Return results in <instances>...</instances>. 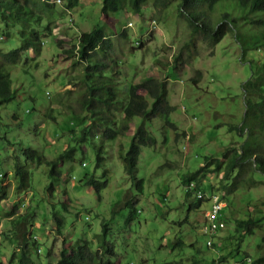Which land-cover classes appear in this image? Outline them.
<instances>
[{
	"label": "rangeland",
	"instance_id": "obj_1",
	"mask_svg": "<svg viewBox=\"0 0 264 264\" xmlns=\"http://www.w3.org/2000/svg\"><path fill=\"white\" fill-rule=\"evenodd\" d=\"M52 1L57 11L52 34L44 33L46 18L39 27L41 54L35 56L32 50L23 53L12 71L17 95L0 106V187L4 186L7 194L0 201V263L18 264L19 249L27 245L34 264H56L64 239L74 245L79 238H86L94 250L105 242L113 245L112 259L118 264H190L194 259L198 264H209L221 256L224 260L220 264H264V174L253 171L258 182L253 186L244 183L233 193L221 189L222 171L208 174L201 183L196 182L205 195L197 208H190V202L197 198L194 193L188 197L182 183L207 156H220L226 147L245 140V134L230 131L229 126L243 124L244 84L258 64L264 63L262 27L243 24L241 31L248 32L250 44L243 54L234 30L215 45L204 41L202 33H194L179 6L181 0H173L164 10L151 1L141 14L127 7L107 20L102 15L103 0H80L70 12L65 10L67 0ZM225 6L203 7L212 27L226 12L239 15L237 9ZM258 18L264 19V12L258 13ZM98 24L104 25L113 45L109 53L96 54L105 66L93 77L109 81L118 90L119 103L110 110L100 101L94 107L105 114L115 113L113 118L122 125L131 115L124 111L130 86L151 76L167 81L168 101L175 107L168 116L146 124L157 144L143 147L138 160L137 176L144 181L142 193L132 185L123 160L142 119L130 116L132 129L126 136L104 138L106 124L93 117L83 102L88 84L86 63L78 54L65 51ZM18 29L7 28L0 16V50L20 45ZM59 40L64 41L62 46ZM198 70L201 76L195 82ZM167 118L176 128L165 124ZM94 120L99 125L81 140ZM67 146L77 148L75 158L60 165V180L50 192L49 168L26 161L24 150L33 148L53 159ZM99 146H103L105 156L101 167L96 166ZM16 162L30 172L27 190L16 188ZM91 176L108 180L100 193L87 185ZM129 192L137 199L130 222V209L125 206ZM216 196L218 203H224L226 228L216 224L217 235L211 236L204 228ZM64 202L69 203L68 210ZM54 208L65 220L62 234L56 231ZM249 219L257 222L252 234L240 225ZM104 222L109 224L106 233ZM211 240L214 246L209 245Z\"/></svg>",
	"mask_w": 264,
	"mask_h": 264
},
{
	"label": "trees",
	"instance_id": "obj_2",
	"mask_svg": "<svg viewBox=\"0 0 264 264\" xmlns=\"http://www.w3.org/2000/svg\"><path fill=\"white\" fill-rule=\"evenodd\" d=\"M57 1L55 0V2ZM151 1L158 8L164 10L173 0H103L102 15L107 20L110 14L119 12L127 7L134 13L141 14L145 5ZM79 3L80 0H67L65 10L70 12ZM219 3L224 7H227L225 6L227 4L237 9L239 15L233 16L231 12H226L222 16L221 22L216 27H212L205 19L207 18V13L203 7L208 6L209 8H213ZM179 6L193 27L194 33H202L204 41H208L211 45L217 44L228 31L234 30L236 38L242 46L243 54H245L246 50L250 47V44L247 42L248 32L241 31L242 28H245L243 24L246 22L254 25L256 28H258V25L262 27L260 30H262V41L264 42V19L258 18V13L264 12V0H181ZM55 7L56 3L52 0H0V16L5 26L7 28L18 26L17 34L20 39V45L17 48L9 51L0 50V106L10 103L17 95L13 84L12 71L22 61L23 53L32 50L35 56L41 54L43 35L39 27L43 25L44 20L47 18L44 33L45 35L52 34V23L56 22L55 14L57 11ZM35 8L43 10L44 14L37 12ZM65 10L59 13V15L64 13ZM256 14L257 16L251 18V15ZM252 34L258 37V33ZM122 35H125V32H122ZM1 38L4 37L2 36ZM63 42V40L58 41L60 46L64 44ZM112 45V39L108 36L104 25L98 24L91 31L83 32L79 36L78 42L65 51L70 55L78 54L81 60L86 63L88 84L83 102L90 107L93 117L98 118L106 124L107 127L103 132L104 138L114 140L118 137L126 136V133L132 129L131 122L133 120L130 116L142 119V122L132 136L126 154L123 156L124 168L132 181V185L137 192L142 193L144 181L137 176L138 160L143 147H154L157 144L156 137L150 133L146 124L156 117L168 116L175 107L170 105L168 101L167 81L156 76H151L141 83L130 86L129 92L126 94L124 111L126 113L130 112L131 115L124 118L122 125H119L113 118L115 113L113 115L105 114L104 110L100 108L96 109L94 103L97 101L102 102L107 110H110L115 103H119L117 102V98L119 97L118 90L114 86H111L109 81L105 79L96 80L93 77L99 70L103 71V67L105 66L100 65L103 60H98L96 54L100 53V51L109 53ZM178 65L179 62L176 60L175 67ZM200 76L201 72L198 70L193 80L197 82ZM244 91L246 110L243 124L241 126L230 125L229 129L230 131L245 134V140L240 145L226 147L220 156H207L202 166L183 179L182 183L186 188H188V183L197 185L198 193L203 189L198 183H201L205 176L216 171H222L223 181L221 182V189L225 190L226 193H233L244 183L253 186L258 182L253 177V171L264 174V63L258 64L257 69L253 71L250 78L244 84ZM141 93L148 95L151 101ZM165 121V124L176 128L175 124L168 118ZM98 125L95 120L89 124L84 130L81 140H86L87 136L92 133V127ZM76 152V147L67 146L58 156L48 159L36 149L28 148L24 150L26 161L38 165L45 164L49 168L48 175L52 179L49 188L50 192L55 189V183H58L60 180L62 174L59 168L60 165L66 161H73ZM104 163V148L103 146H99L97 147L96 166L101 167ZM104 176H107V171L104 172ZM15 177L17 179L16 188L18 191L29 188L30 172L25 165H20V162L15 163ZM86 183L100 193L107 186L108 180L101 181L91 176L87 178ZM0 190L3 192L0 194V201H2L7 198L6 188L1 185ZM187 195L189 197L190 193L187 192ZM204 200L205 198L197 197V201L190 202V208L200 207ZM222 201L224 202V200ZM136 203V197L131 192L127 193L125 206L130 209L128 222L134 219ZM63 206L64 209H69L68 202H64ZM53 216L56 223V231L58 234H62L65 220L57 213L55 208L53 209ZM207 223L208 221H206V225ZM240 225L245 227L247 233L252 234L257 222L249 219L247 221H240ZM108 229L109 224L104 222L103 232L106 233ZM24 239L25 241L27 240L26 235ZM179 242H182V240L179 239ZM27 249V245L19 249L18 264H34ZM114 250L115 247L106 242L102 244L101 249L94 250L91 241L86 238H79L74 245L67 244V241L64 239L56 264H118L112 259L115 255ZM14 257H16V254H13L12 260H14ZM223 260L224 257L221 256L209 264H220ZM190 264H198V260L194 259Z\"/></svg>",
	"mask_w": 264,
	"mask_h": 264
},
{
	"label": "bare ground",
	"instance_id": "obj_3",
	"mask_svg": "<svg viewBox=\"0 0 264 264\" xmlns=\"http://www.w3.org/2000/svg\"><path fill=\"white\" fill-rule=\"evenodd\" d=\"M3 39V38H2ZM198 193H202L200 194L198 197L199 198H204V194L202 191H199ZM213 205H212V208L211 210H209L207 213H206V218H207V225L205 226L204 228V231L208 234H210L211 236H214L216 233H217V226H216V219L217 217L219 216V208H223L224 207V203L220 202L218 203V198L217 196L216 197H213ZM210 230H213L214 232V235L213 233H210ZM212 240L209 242V245H213L212 244Z\"/></svg>",
	"mask_w": 264,
	"mask_h": 264
},
{
	"label": "built area",
	"instance_id": "obj_4",
	"mask_svg": "<svg viewBox=\"0 0 264 264\" xmlns=\"http://www.w3.org/2000/svg\"><path fill=\"white\" fill-rule=\"evenodd\" d=\"M186 191L190 194H195L196 195V198L202 194V193H197V185H192L190 183H188V188H186ZM210 207H212V203L210 205ZM225 207H226V202H225ZM223 209L224 208H219V217H217V222L216 224H220V226L223 227V230L226 228V221L224 219V215H223ZM210 233H213L214 235V232L213 230H210ZM215 236V235H214Z\"/></svg>",
	"mask_w": 264,
	"mask_h": 264
}]
</instances>
